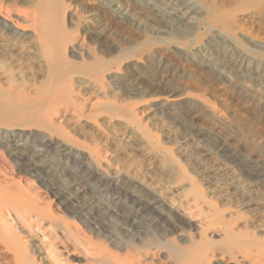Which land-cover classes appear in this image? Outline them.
Listing matches in <instances>:
<instances>
[{
  "label": "bare ground",
  "instance_id": "1",
  "mask_svg": "<svg viewBox=\"0 0 264 264\" xmlns=\"http://www.w3.org/2000/svg\"><path fill=\"white\" fill-rule=\"evenodd\" d=\"M232 1L0 0V264H264V45L237 16L264 20V0ZM143 33L187 46L136 43ZM113 80L156 94L120 99ZM103 117L109 156L62 126L102 134ZM34 131L98 166L126 157L135 201L176 248L142 239L124 253L67 221L27 182L36 154L17 137Z\"/></svg>",
  "mask_w": 264,
  "mask_h": 264
},
{
  "label": "rangeland",
  "instance_id": "2",
  "mask_svg": "<svg viewBox=\"0 0 264 264\" xmlns=\"http://www.w3.org/2000/svg\"><path fill=\"white\" fill-rule=\"evenodd\" d=\"M217 1L220 5L224 4L225 7L234 5L232 0ZM237 16L241 22H246V25H244L247 32L249 31L248 34L264 45V20H260V17L256 15L245 14V12H238ZM147 35L143 33L139 39H143V41H137L136 43L149 42V45L153 43L157 45L166 44L165 46L171 44L172 49H174L173 47L176 48L177 44L183 48L187 46V44H181L178 39L166 36V34L154 35L153 40H151L153 35ZM138 44L132 46L133 54L144 47L142 45L138 46ZM122 48H125V46H122ZM136 48H138V51ZM118 52L121 53L119 50L116 52L118 55L115 52V54L113 53L116 59L122 54L119 55ZM112 83L119 92H122L123 89V94L119 93L117 96V98L120 96V99L123 97L142 101L143 99H150L156 94L151 92L143 97L137 89L123 88L119 81L113 80ZM154 107L174 128L181 132H187L189 128L181 126L163 108L158 105H154ZM99 122L102 125V134L98 131L80 132L76 129L75 123L70 120H64L62 126L77 141L85 143L99 141L101 148L107 150L109 156L116 149V146L107 141L106 134H109L114 127L106 117L100 118ZM190 131L189 129L188 132ZM201 137L200 139H205ZM18 139L20 140L18 144L29 147L36 154L35 161L37 164H35L32 176L28 177L27 182H31L35 188L41 193L43 192L42 194L54 210H66L67 215H64H66L67 221L78 224L87 233H92V229L95 230L98 235L97 240L104 247H107L108 244H114L122 247L125 250L124 253H126V247L133 243H139L143 239L150 243L153 241L164 245L166 247L163 249L164 254L169 249L176 248L175 241L159 238L158 231H156L155 225L152 224L153 220H157L154 211L135 201L136 198L133 194H137V197H143L145 191L138 186L135 180L138 168L135 165L132 167L123 165L127 160L126 157L122 159L123 163L108 158L107 161L98 166L84 152L82 154L80 150L60 148L56 144L46 143L47 138L41 132L20 133ZM208 141L204 142L209 144ZM10 143L14 145L16 142ZM214 150L218 152L219 149L214 147ZM11 160L15 163L18 162L14 158H11ZM47 174L50 176L48 177ZM136 211L143 214L140 215ZM148 217L152 219L148 221ZM142 243L143 241L140 244ZM75 260L78 261L80 258H75Z\"/></svg>",
  "mask_w": 264,
  "mask_h": 264
}]
</instances>
